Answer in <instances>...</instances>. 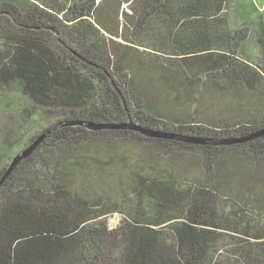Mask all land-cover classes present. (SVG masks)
Returning <instances> with one entry per match:
<instances>
[{"label": "trees", "instance_id": "16d2710c", "mask_svg": "<svg viewBox=\"0 0 264 264\" xmlns=\"http://www.w3.org/2000/svg\"><path fill=\"white\" fill-rule=\"evenodd\" d=\"M53 1L0 0V109L55 120L0 146V264H264L253 0Z\"/></svg>", "mask_w": 264, "mask_h": 264}, {"label": "rangeland", "instance_id": "374dc122", "mask_svg": "<svg viewBox=\"0 0 264 264\" xmlns=\"http://www.w3.org/2000/svg\"><path fill=\"white\" fill-rule=\"evenodd\" d=\"M237 1L238 0H228V6L229 5L233 6V4L235 5V2ZM244 2L248 4L250 3L249 0H244ZM253 2L256 4V7L259 10V12L264 14V0H253ZM58 3H61V0L53 1V4H58ZM47 9L48 8L45 7V12L49 11ZM229 16H233V12L230 11ZM254 24L257 25V23ZM238 27H240L239 24ZM256 30H258V27H256ZM249 33H256V31L253 29V31L252 32L250 31ZM253 43L255 46L254 52L255 54H258V52L256 51L257 47L255 41H253ZM2 49L3 48L0 42V54L2 53ZM260 55L261 57H259L258 59L263 60L264 51H260ZM8 60L10 61V59ZM3 93L4 90L0 87V95H2ZM28 104H29L28 101L22 99L19 102H17L11 109H4V107L0 109V146H2L3 153L5 155L7 154L12 155V150L10 149V147L14 146L15 142H18L19 137L17 138V135L20 132H22L23 135H25V133L27 132L26 137H23L22 139V141L27 142L29 139L34 138L41 130L47 128L50 125V123L55 121L52 114L46 113L45 119L42 121L41 125L35 127L32 123L31 126L29 127L28 125L29 120L27 119L28 117L25 114L24 110L22 109L24 106L26 105L28 106ZM26 125L29 127L28 130L27 128L25 129ZM7 136H9V139L8 142L5 143V139ZM25 142L23 143V146ZM121 219L122 217L119 214L117 213L113 214L109 219L110 226L112 228L116 227Z\"/></svg>", "mask_w": 264, "mask_h": 264}, {"label": "water", "instance_id": "95a60500", "mask_svg": "<svg viewBox=\"0 0 264 264\" xmlns=\"http://www.w3.org/2000/svg\"><path fill=\"white\" fill-rule=\"evenodd\" d=\"M91 129H96L95 126L93 125H89L88 126ZM128 128L134 129L136 131H140L142 133H144L145 135H149V136H160V137H166V138H174V139H178L181 141H188V142H195V143H204V144H220L222 143L221 141H215V140H196V139H190V138H184V137H180V136H175V135H170V134H161V133H151L145 129H141L135 125H129ZM57 128H52L51 130L45 132L44 134H42L37 140H35L31 146L29 148H27L26 150H24L21 154L17 155L10 167V170L8 172V174L13 170V168L23 159L27 158L33 151L34 149L40 144L41 141H43L48 135H50L51 133H53ZM259 135H264V131H262L261 133H259ZM7 174V175H8Z\"/></svg>", "mask_w": 264, "mask_h": 264}]
</instances>
